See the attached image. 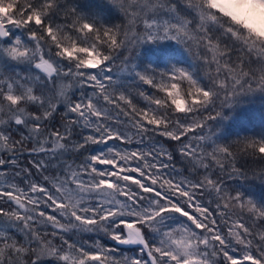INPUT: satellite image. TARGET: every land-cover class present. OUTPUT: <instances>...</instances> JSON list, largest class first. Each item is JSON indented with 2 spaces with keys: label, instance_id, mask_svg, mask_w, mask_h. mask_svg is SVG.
Returning <instances> with one entry per match:
<instances>
[{
  "label": "snow or ice",
  "instance_id": "1",
  "mask_svg": "<svg viewBox=\"0 0 264 264\" xmlns=\"http://www.w3.org/2000/svg\"><path fill=\"white\" fill-rule=\"evenodd\" d=\"M87 7L0 0V264H264V0Z\"/></svg>",
  "mask_w": 264,
  "mask_h": 264
},
{
  "label": "trees",
  "instance_id": "2",
  "mask_svg": "<svg viewBox=\"0 0 264 264\" xmlns=\"http://www.w3.org/2000/svg\"><path fill=\"white\" fill-rule=\"evenodd\" d=\"M83 5L91 6L87 7L84 10L89 12H99L103 15H107V13L114 15L112 10L109 8H104L103 3H106V0H80ZM162 48L165 46H161ZM142 56L145 58L149 56H157L159 55L156 51V46L146 45L143 49H141ZM138 103L143 105V101H137ZM225 115L229 116V119L226 121H222L221 124L224 129L225 138L228 139L227 143H231L233 140H236L235 133L239 131L241 136L251 135L254 133H249L252 131L264 132V95L257 94L255 97L251 98L250 102H246L244 105L238 107L234 112L232 109H226ZM212 123V122H210ZM158 140L165 143L170 148L175 145L176 142L167 141L162 137H158ZM27 147V145H26ZM24 163L27 164V160L31 159L28 157L27 152H25ZM259 162L253 163L252 161H248V167H257ZM182 162L177 154V167H181ZM244 189L247 192L254 194L257 200L264 202V183L256 180L248 181L244 185ZM86 238V237H85ZM111 244L112 242L109 241ZM121 250L127 254H135V251L130 249L128 246H120ZM46 264H50V262H46Z\"/></svg>",
  "mask_w": 264,
  "mask_h": 264
},
{
  "label": "clouds",
  "instance_id": "3",
  "mask_svg": "<svg viewBox=\"0 0 264 264\" xmlns=\"http://www.w3.org/2000/svg\"><path fill=\"white\" fill-rule=\"evenodd\" d=\"M260 35H261L262 37H264V31H262V32L260 33Z\"/></svg>",
  "mask_w": 264,
  "mask_h": 264
}]
</instances>
